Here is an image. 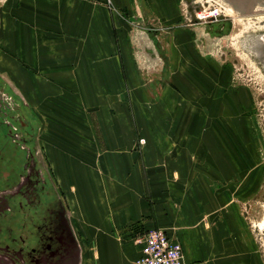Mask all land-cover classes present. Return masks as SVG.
I'll use <instances>...</instances> for the list:
<instances>
[{
	"label": "crops",
	"instance_id": "obj_1",
	"mask_svg": "<svg viewBox=\"0 0 264 264\" xmlns=\"http://www.w3.org/2000/svg\"><path fill=\"white\" fill-rule=\"evenodd\" d=\"M169 1L8 0L7 79L28 100L26 115H42L40 200L58 204L78 245L86 242L77 264H130L152 227L181 243L187 264H263L208 213L193 181L215 128L235 116L233 95L218 72H203L188 32L157 28ZM84 158L92 174L78 172Z\"/></svg>",
	"mask_w": 264,
	"mask_h": 264
},
{
	"label": "rangeland",
	"instance_id": "obj_2",
	"mask_svg": "<svg viewBox=\"0 0 264 264\" xmlns=\"http://www.w3.org/2000/svg\"><path fill=\"white\" fill-rule=\"evenodd\" d=\"M213 6H217L216 14L199 15ZM258 6L264 7V4ZM7 7L8 0H0V117L15 126L20 141L29 136L27 142L34 144L30 146L32 153L44 158L45 147L39 146L42 115L37 108L26 115L28 100L7 79L8 51L1 28ZM162 9L170 17L166 21L157 20V28L166 24L174 30L183 29V36L188 32L195 52L206 61L203 72H218L223 92L227 86L233 95L227 105H232L235 116H223L221 128H215L216 144L207 146L202 156L205 161L199 163L205 171H200L199 179L193 181L211 209L208 213L225 221L230 236L239 237L244 243L242 247L256 252L264 264V10L240 13L226 0H170ZM159 58L162 57L157 50V57L150 60L151 64L145 61L144 68L157 71ZM10 140L17 160L25 150L13 142L12 137ZM67 149L71 151L70 147ZM79 154H87V148L80 146ZM84 159L75 164L78 172L92 174L96 165L91 159ZM44 166L50 170L53 165ZM75 215L76 233L84 242L86 223L80 218L78 221L77 213ZM82 245L79 243V251L87 244ZM78 260L84 261V258L78 257Z\"/></svg>",
	"mask_w": 264,
	"mask_h": 264
},
{
	"label": "flooded vegetation",
	"instance_id": "obj_3",
	"mask_svg": "<svg viewBox=\"0 0 264 264\" xmlns=\"http://www.w3.org/2000/svg\"><path fill=\"white\" fill-rule=\"evenodd\" d=\"M10 123L0 117V264H76L73 230L58 204L40 200L35 155ZM10 137L25 150L17 160Z\"/></svg>",
	"mask_w": 264,
	"mask_h": 264
},
{
	"label": "built area",
	"instance_id": "obj_4",
	"mask_svg": "<svg viewBox=\"0 0 264 264\" xmlns=\"http://www.w3.org/2000/svg\"><path fill=\"white\" fill-rule=\"evenodd\" d=\"M217 6L207 12H199L202 17L217 13ZM140 254L130 264H187L181 243L164 229L152 227L142 236Z\"/></svg>",
	"mask_w": 264,
	"mask_h": 264
},
{
	"label": "water",
	"instance_id": "obj_5",
	"mask_svg": "<svg viewBox=\"0 0 264 264\" xmlns=\"http://www.w3.org/2000/svg\"><path fill=\"white\" fill-rule=\"evenodd\" d=\"M231 6L240 13H251L258 10H264V7L258 5L264 4V0H226ZM77 264V263H76Z\"/></svg>",
	"mask_w": 264,
	"mask_h": 264
}]
</instances>
